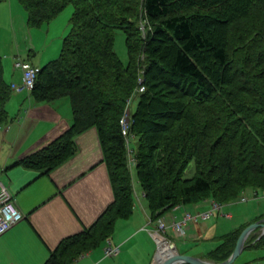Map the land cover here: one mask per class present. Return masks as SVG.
<instances>
[{
	"label": "trees",
	"instance_id": "16d2710c",
	"mask_svg": "<svg viewBox=\"0 0 264 264\" xmlns=\"http://www.w3.org/2000/svg\"><path fill=\"white\" fill-rule=\"evenodd\" d=\"M17 1L30 28L73 7L59 56L34 67L30 92L37 103H68L71 124L13 165L48 175L75 156L77 136L95 129L113 191L97 221L62 240L44 264H73L132 215L131 167L155 223L175 207L264 192V0ZM116 31L125 35L126 64L114 49ZM141 73L130 157L121 119ZM11 95L0 66V128ZM190 163L193 175L184 178ZM238 235L207 260L228 259ZM253 246L264 247V236Z\"/></svg>",
	"mask_w": 264,
	"mask_h": 264
},
{
	"label": "crops",
	"instance_id": "0c3cea01",
	"mask_svg": "<svg viewBox=\"0 0 264 264\" xmlns=\"http://www.w3.org/2000/svg\"><path fill=\"white\" fill-rule=\"evenodd\" d=\"M14 9L22 15L21 9L16 6ZM58 36L55 38L59 41L61 36ZM55 45L58 47V43ZM51 50L47 53L49 57L56 53ZM31 53L39 52L30 50L28 55ZM51 60L47 58V62ZM47 62H39L36 66L30 61L34 67ZM13 69L6 68L4 73L3 78L8 84L20 81ZM6 110L9 122L0 128V186L15 201L25 218L0 236V264H44L62 240L97 221L113 201L112 186L95 129L77 136L75 156L48 175L13 165L69 128L71 110L68 103H37L26 92L15 94ZM257 192V199L253 198L254 191H251L246 194L247 202L237 200L221 205V209H213L215 203L205 200L166 211L162 218L167 224L180 220L184 213L194 215L212 211L206 221L188 222L186 246L184 251L178 252L207 260L227 237L240 235L248 225L263 220L264 199L261 196L264 192ZM142 198L145 199L142 191L139 194L135 190L132 215L118 220L109 238L110 243L119 248L118 255L105 257L102 251L105 242L102 247L79 256L73 264H157L158 240L156 238V242L150 233L156 229V224L152 222L147 200ZM239 204L246 206L242 213L238 211ZM236 220L239 222L233 223ZM262 236L260 229L250 233L245 241L246 247L233 264H264V247L253 246ZM245 251H253L254 256L246 258L250 256L247 255L242 259Z\"/></svg>",
	"mask_w": 264,
	"mask_h": 264
},
{
	"label": "rangeland",
	"instance_id": "374dc122",
	"mask_svg": "<svg viewBox=\"0 0 264 264\" xmlns=\"http://www.w3.org/2000/svg\"><path fill=\"white\" fill-rule=\"evenodd\" d=\"M13 6L14 8L16 6L18 7V9H21L20 11H22L21 12L22 15L18 13L13 8ZM72 12H73V7L72 5H69L57 18L51 21L48 25H44L43 27H40V28H30L28 27V24H27L26 13L23 10V8L18 4L17 0H0V66L3 70V76H4V73L6 72V68H9L10 70L13 69L14 62L20 58L25 59V60L29 59L36 66L37 65L39 66L40 63L43 64L47 62V58H51L52 60L56 59L59 56V52H60L61 45H62V40L64 36H66V34L69 32V28H70L69 19L72 15ZM140 30L144 31L143 25L140 28ZM57 36L58 38L61 36L59 41L55 38ZM143 36H144V33H143ZM55 42L58 43V47L57 45H55ZM46 49L47 51H45ZM114 49L119 59L124 64H126L127 58H128L127 48H126V43H125V35L121 31L115 32ZM30 50L31 52H34V53L39 52V53L35 55L31 53V55H28V52ZM49 50L51 51L56 50V53L49 57L47 55V53H51L49 52ZM14 70L15 69H13V71ZM14 75L15 77H19L20 71L15 70ZM142 77L143 76L141 73V78ZM15 94L16 93H13L10 99H12ZM137 102H138L137 98H132L130 96V98L127 99L126 101L125 111L127 107L129 106L128 112L129 113L134 112ZM129 145H130V149L129 147H127V149H128V154L131 157L132 149L136 147L135 140L131 138ZM132 163H134V161H132V158H130L129 165ZM193 172H194L193 164L190 163L187 169L185 170L184 178L192 177ZM131 174H132V179L134 183V188L140 194L141 188L137 182V174H136V169L134 167H131ZM142 200L145 201L144 198H142ZM237 208H238L239 213H242L246 209V206L239 204ZM263 208H264V202H263ZM238 222L239 221L236 220L233 223L237 224ZM228 223L233 224L232 222H228ZM164 236L166 238L165 239L166 243L174 244L176 249L179 252L184 251L185 246H186L185 245L186 243L184 240L185 238L176 237L170 228L166 230V233ZM245 247H246V244H245ZM247 255H250V256H247ZM157 256H158V253H157ZM251 256H254L253 251L252 252L245 251L241 258L242 259L243 257L252 258Z\"/></svg>",
	"mask_w": 264,
	"mask_h": 264
},
{
	"label": "built area",
	"instance_id": "2783aa9c",
	"mask_svg": "<svg viewBox=\"0 0 264 264\" xmlns=\"http://www.w3.org/2000/svg\"><path fill=\"white\" fill-rule=\"evenodd\" d=\"M14 69L19 70L20 81L18 83H11L10 89L12 93L16 94H23V93H30L36 82L37 78V71L34 66L25 60H17L14 63ZM140 86L136 89L135 93L133 94L132 98H136L137 94H140L144 91V86H142V78H139ZM129 107V106H128ZM128 107L121 119V131L123 136L125 137L126 144L130 142V116L128 112ZM253 198H259L258 192H254L252 194ZM264 199V193L261 196ZM249 198H247L246 194H243L239 201L240 202H247ZM213 209H221V205L214 204ZM212 216V211L197 213V214H190L184 213L183 217L180 220H174L170 224H167L163 218L159 219L155 224L156 229L150 230L151 235L156 240V236L161 237L162 239L165 238V233L168 228H170L176 237L185 238L187 234V224L188 222H197L199 220L206 221ZM229 217V215H225ZM25 218V215L21 212L15 201L5 192V190L0 186V236L9 231L13 226L21 222ZM166 241V240H165ZM157 242V240H156ZM158 245V243H157ZM103 254L105 257H115L119 253V248L113 246L109 240L106 241L105 245L103 246Z\"/></svg>",
	"mask_w": 264,
	"mask_h": 264
},
{
	"label": "water",
	"instance_id": "95a60500",
	"mask_svg": "<svg viewBox=\"0 0 264 264\" xmlns=\"http://www.w3.org/2000/svg\"><path fill=\"white\" fill-rule=\"evenodd\" d=\"M256 229L261 230V235L264 234V219L260 221H256L247 227H245L242 232L240 233L233 252L231 255L228 257L223 262L220 263H213L207 260H203L200 258L188 256V255H183L178 252L174 244H170L176 251V254L169 257L168 259L164 260L162 263H157V264H233L236 258L241 254L245 247V241L247 240L248 236L250 235L251 232H253ZM158 249V245H157Z\"/></svg>",
	"mask_w": 264,
	"mask_h": 264
},
{
	"label": "bare ground",
	"instance_id": "6f19581e",
	"mask_svg": "<svg viewBox=\"0 0 264 264\" xmlns=\"http://www.w3.org/2000/svg\"><path fill=\"white\" fill-rule=\"evenodd\" d=\"M25 158H27V157H25ZM156 238H157L158 244H159L157 260H158V263H162L164 260L175 255L176 251L170 244L166 243L165 240L162 239L161 237L156 236Z\"/></svg>",
	"mask_w": 264,
	"mask_h": 264
}]
</instances>
